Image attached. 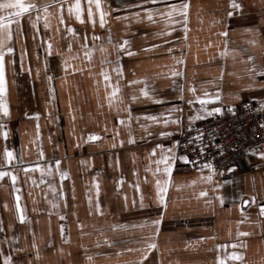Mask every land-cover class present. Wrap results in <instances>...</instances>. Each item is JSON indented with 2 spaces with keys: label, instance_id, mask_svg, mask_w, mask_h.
<instances>
[{
  "label": "crops",
  "instance_id": "crops-1",
  "mask_svg": "<svg viewBox=\"0 0 264 264\" xmlns=\"http://www.w3.org/2000/svg\"><path fill=\"white\" fill-rule=\"evenodd\" d=\"M25 3L0 10V264H264V152L231 176L177 152L264 116V0Z\"/></svg>",
  "mask_w": 264,
  "mask_h": 264
},
{
  "label": "built area",
  "instance_id": "built-area-1",
  "mask_svg": "<svg viewBox=\"0 0 264 264\" xmlns=\"http://www.w3.org/2000/svg\"><path fill=\"white\" fill-rule=\"evenodd\" d=\"M177 152L189 168L205 167L231 176L233 167L253 166V157L264 152V116L254 100L235 104L185 128L177 137Z\"/></svg>",
  "mask_w": 264,
  "mask_h": 264
},
{
  "label": "snow or ice",
  "instance_id": "snow-or-ice-1",
  "mask_svg": "<svg viewBox=\"0 0 264 264\" xmlns=\"http://www.w3.org/2000/svg\"><path fill=\"white\" fill-rule=\"evenodd\" d=\"M97 6H99V0H96ZM37 7L35 4L33 3H25V0H0V10H15V11H8L7 15L8 17H12V16H20L21 14L29 11V9L31 8H35ZM174 7V6H173ZM185 10L187 8V5L184 6ZM233 7H239V5L235 4V2H233ZM79 3H77L76 5V9L79 12ZM91 14V13H90ZM229 15H231V13H229ZM79 18V16H78ZM5 17L3 15H0V21H4ZM9 23H11L12 21L9 20ZM101 22L103 23V13L101 14ZM0 27H3V24H0ZM127 43V42H125ZM121 47H123V45H121ZM9 52L12 51L11 48L8 49ZM105 79H108V77L106 76ZM5 80H4V64H3V53L0 52V93H3L5 91ZM145 95H147V92H145ZM0 110H3L5 113H7V107L6 105L3 104V101L0 100ZM216 111H220V109H216ZM149 119H155V117H149ZM163 134V133H162ZM5 155L8 158L9 161H11L13 159V154L12 152L8 151L7 149L5 150ZM182 159H187L186 157H181ZM165 163H167V157L164 160ZM58 163V162H57ZM159 163V162H158ZM206 167H210V165H205ZM37 167H39L37 165ZM165 172H170L171 168L170 167H165L164 169ZM5 175H8L7 172L5 171H0V177H3ZM13 181L15 180V176H12ZM159 184L160 182L157 181V185L159 188ZM161 191H163V189H160ZM163 202V201H162ZM262 214H264V208H262ZM21 219H23V217L21 216ZM158 223V222H157ZM242 235H246V233L242 234ZM155 245H149V247H154ZM233 259H240V254L239 253H232L231 254ZM220 264H224L223 261H220Z\"/></svg>",
  "mask_w": 264,
  "mask_h": 264
}]
</instances>
